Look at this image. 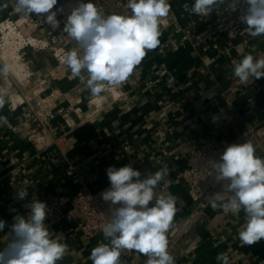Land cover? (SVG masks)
<instances>
[{"label":"crops","instance_id":"crops-1","mask_svg":"<svg viewBox=\"0 0 264 264\" xmlns=\"http://www.w3.org/2000/svg\"><path fill=\"white\" fill-rule=\"evenodd\" d=\"M104 1L109 14L130 13L127 0ZM70 2L77 4L78 0H58L54 6L58 28L47 23L36 27L32 34L38 40L21 50L28 70L25 80H16L11 72L0 77V89L7 93L0 108V116L7 118L0 126V220L6 222L0 232V248L12 238L9 226L13 217L27 215L26 205L32 200L58 194L66 210L82 185L98 191L110 184L109 166L131 163L140 170L141 178L168 169L167 183L161 182L155 191L177 199L178 211L167 233L175 264H221L217 260L221 253L229 257L230 264H264V239L253 245L239 239L245 223L243 210L233 215L213 209L214 196L199 221L171 235L175 223L188 218L195 207L189 184L179 176L191 148L211 138L236 137L248 127L264 131V78L245 84L233 76L234 62L245 55L264 57V35L252 37L246 32L230 37L221 29L240 8L247 9L245 0H224L209 16L185 9L195 0H169L171 13L163 19L167 23L160 24L158 47L148 51L129 79L117 87L120 97L109 98L103 107L89 103L86 82L73 78L66 64L59 66L49 46H38L55 33L66 36L62 20L70 14ZM4 3L8 7H0V24L10 17L35 20L41 15L16 13L15 0H0V5ZM67 38L70 49L76 42ZM9 92L21 95L25 102L12 107ZM53 92L61 96L54 103V117L45 135L50 138L34 142L30 138L32 128L37 127L33 116L42 112L41 99ZM79 99L81 110L77 111ZM251 142L256 156L264 159V148L257 139ZM174 148L177 151L170 153ZM225 183L219 182L216 193L223 191ZM22 190L27 198L17 199ZM45 224L68 246L57 264H92V249L108 243L103 234L86 238L66 219L56 223L45 219ZM146 259L134 250H124L120 257L121 264H145Z\"/></svg>","mask_w":264,"mask_h":264},{"label":"clouds","instance_id":"clouds-1","mask_svg":"<svg viewBox=\"0 0 264 264\" xmlns=\"http://www.w3.org/2000/svg\"><path fill=\"white\" fill-rule=\"evenodd\" d=\"M58 0H15L14 11L30 17L46 14L44 22L59 27ZM224 0H195L191 14L209 16ZM247 9L240 22L252 37L264 35V0H245ZM235 5H233L234 7ZM8 7V3L0 5ZM129 14H106L92 0H78L67 17L63 32L74 40L77 48L69 50L65 64L73 78L86 82L93 96L126 82L140 65L147 52L158 47L160 24L171 13L169 0H127ZM63 11V9H58ZM9 66H0V77H6ZM233 76L241 83L264 78V57L245 55L233 64ZM7 95L0 89V108ZM216 120V117H213ZM7 118L0 116V126ZM251 141L227 146L219 161H212L208 175L215 174L217 182H226L222 192L211 201L213 209L239 215L243 210L245 223L239 231L243 244L253 245L264 239V159L256 156ZM106 173L110 188L100 195L109 204L110 219L102 226L104 239L92 249V264H121V252L136 251L147 257L145 264H175L168 251L167 233L178 211L177 199L171 194L157 195L155 189L168 176L167 167L146 178L132 164ZM28 193L19 191L16 198L26 199ZM27 215H15L9 226L11 240L0 248V264H57L68 251L59 235L45 224L47 205L32 200L26 205ZM14 211V209L12 210ZM6 222L0 220V232ZM221 264H230L229 257L218 254Z\"/></svg>","mask_w":264,"mask_h":264},{"label":"built area","instance_id":"built-area-1","mask_svg":"<svg viewBox=\"0 0 264 264\" xmlns=\"http://www.w3.org/2000/svg\"><path fill=\"white\" fill-rule=\"evenodd\" d=\"M95 5L98 8L102 9L106 14H109L106 1L96 0ZM74 6H76V3H69L70 12ZM245 11L246 9L240 8V11L238 14H236V16L222 25L221 29L230 37H241L247 32V26L241 23L239 19L244 15ZM44 17L45 14H41L40 17L35 20H30L28 18H7L0 24V32L4 33L3 30L9 27L20 29L18 25L19 21H22L24 25L32 28L33 32L36 27L45 24ZM66 20L67 18H63L62 22L65 24ZM161 23L165 25L167 22L165 20H162ZM68 41L69 40L67 36L62 35L61 33H55L53 36H51L50 40L40 41L43 43L39 44L38 46H49L53 51L58 65L63 66L65 65L66 53L69 50L77 48V44L70 49L67 48L66 45ZM29 45L31 44H28L27 41H23L22 47L20 49V58L22 60L23 58L21 55V50ZM24 64L26 63L24 62ZM25 69L27 71L26 65ZM117 87L118 86H115L114 88L118 90ZM108 89H111V87H106L104 94L107 93ZM60 96L61 94H59V92H53L41 99L40 104L43 105L41 109L42 112L35 113V115L33 116V122H36L37 127L32 128L33 134L32 136H30V138L33 139L34 142L45 141V138H50V136L45 135L48 134V130L51 125V119L54 117V103ZM94 97L95 96L91 94L89 103H91V100ZM118 97H120V94H118ZM8 99L10 100V105L12 107L18 104H23L25 102V99L21 95L12 92L8 93ZM80 102L81 100L79 99V105L76 107L77 111L81 110ZM65 112L68 113V110H66ZM40 132H42V135H39ZM252 139H257L258 146L264 148V131L261 132L260 130L255 129V127H248L244 133L233 138H211L191 148L189 155L186 156V165L179 176L189 184L190 194L195 203V207L188 218L184 220H178L175 223V226L171 232L172 236L180 234L187 227L199 221L202 218L204 210L207 207L208 203L216 194L219 182L215 180V174L208 175V170L210 169L211 162L219 161L222 153L230 144L244 143L246 141H251ZM50 141L52 142L51 139L49 140V143ZM126 148H128V145H126ZM177 149L178 148H174L169 152H175L177 151ZM108 188H110V184L98 191L93 192L86 186L82 185L72 198L71 207L66 210L63 209L61 205V198L58 194H46L42 196L39 201L45 202L47 205L48 211L46 220L48 222L56 223L66 219L74 224L86 238H92L96 235L103 234L101 231L102 226L110 219L109 204L104 202L100 195L104 190Z\"/></svg>","mask_w":264,"mask_h":264},{"label":"bare ground","instance_id":"bare-ground-1","mask_svg":"<svg viewBox=\"0 0 264 264\" xmlns=\"http://www.w3.org/2000/svg\"><path fill=\"white\" fill-rule=\"evenodd\" d=\"M20 29H14L13 27H9L5 30H3L4 32V37L2 39V41H4L3 43H1L0 45L2 46L0 48V58L2 59V61L4 62V64H7L9 66V71L13 72L16 77V79L20 82H23L25 80V78L28 76V73L25 69V64L24 62L21 60L20 58V49L22 47V43L23 41H27L28 44H32L35 42V37H33L32 35V28H27L24 23H22V21H19L18 23ZM6 27V25H5ZM3 28V27H2ZM7 32V33H6ZM13 32V33H21L23 35V37H21L19 34H13L12 36L7 35L8 33ZM30 33L32 35H30ZM38 40V39H37ZM40 44H42L43 42H40ZM22 65L24 66V68L22 67ZM26 72V73H24ZM13 73H11L13 75ZM33 85V84H32ZM119 87V86H118ZM41 90V88H40ZM119 90H117L114 87H111V89L107 90L106 98H117L118 94L121 92H119ZM105 95H97L95 96L92 100H91V104L94 106H99L98 104L101 102V100H103V96L105 97ZM111 102V101H110ZM76 111V110H75Z\"/></svg>","mask_w":264,"mask_h":264},{"label":"rangeland","instance_id":"rangeland-1","mask_svg":"<svg viewBox=\"0 0 264 264\" xmlns=\"http://www.w3.org/2000/svg\"><path fill=\"white\" fill-rule=\"evenodd\" d=\"M7 33V32H6ZM13 34H19L21 37H23V35L21 34V33H13V32H10V33H8L7 35H10V36H12ZM4 37V33H1L0 32V44L1 43H3V41H2V39H3V37ZM33 37H35L34 35H32ZM36 38V37H35ZM37 39V38H36ZM4 40V39H3ZM2 46L0 45V48H1ZM19 62H20V59H19ZM21 63V62H20ZM21 65H22V63H21ZM22 67L24 68V66L22 65ZM9 72H11V71H9ZM11 73H13V72H11ZM24 73H26V72H24ZM13 75H15L14 73H13ZM16 78V77H15ZM17 80V79H16ZM99 95H105L104 94V92H102L101 94H99ZM98 95V96H99ZM103 100H101V102L99 103L100 104V106H104V104H105V102L106 101H108V97L106 98V95H105V97L103 96V98H102Z\"/></svg>","mask_w":264,"mask_h":264}]
</instances>
